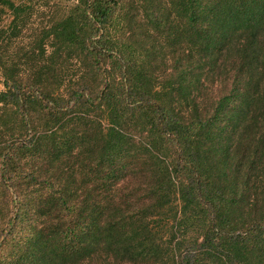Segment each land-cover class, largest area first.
<instances>
[{"label": "trees", "instance_id": "trees-1", "mask_svg": "<svg viewBox=\"0 0 264 264\" xmlns=\"http://www.w3.org/2000/svg\"><path fill=\"white\" fill-rule=\"evenodd\" d=\"M35 1L0 0V264H264V0H53L3 59Z\"/></svg>", "mask_w": 264, "mask_h": 264}, {"label": "rangeland", "instance_id": "rangeland-1", "mask_svg": "<svg viewBox=\"0 0 264 264\" xmlns=\"http://www.w3.org/2000/svg\"><path fill=\"white\" fill-rule=\"evenodd\" d=\"M53 5H54L53 0H49L48 3L46 2V0H36L34 2L32 16L30 17L25 28L19 32L17 38L13 39V41L8 45L7 48L8 52L6 56L3 55L4 56L3 59H6V57L11 60L12 58H15V62H18V58L20 57L23 61L25 60L24 52H27V48L29 47L30 44L33 43V38L36 36V33H38L39 31L38 28L43 24H46L50 20V17L53 14ZM4 16L5 19L3 20L2 23L6 24L8 18L6 19V15ZM49 49L47 50L49 51ZM74 62L75 61H73V63ZM69 67L71 71V69H76L77 65L71 64ZM22 69L23 68L20 66L19 73L22 77H25L28 72ZM2 72H3V66H0V91L6 90Z\"/></svg>", "mask_w": 264, "mask_h": 264}]
</instances>
